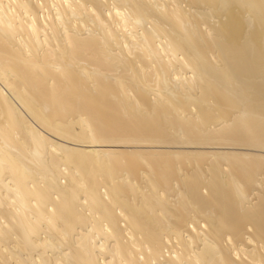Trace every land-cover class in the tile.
Listing matches in <instances>:
<instances>
[{
  "label": "bare ground",
  "instance_id": "6f19581e",
  "mask_svg": "<svg viewBox=\"0 0 264 264\" xmlns=\"http://www.w3.org/2000/svg\"><path fill=\"white\" fill-rule=\"evenodd\" d=\"M0 264H264V0H0Z\"/></svg>",
  "mask_w": 264,
  "mask_h": 264
},
{
  "label": "rangeland",
  "instance_id": "374dc122",
  "mask_svg": "<svg viewBox=\"0 0 264 264\" xmlns=\"http://www.w3.org/2000/svg\"><path fill=\"white\" fill-rule=\"evenodd\" d=\"M77 147H79V146H77ZM112 149V148H111Z\"/></svg>",
  "mask_w": 264,
  "mask_h": 264
}]
</instances>
